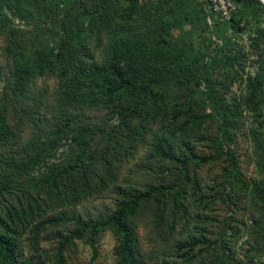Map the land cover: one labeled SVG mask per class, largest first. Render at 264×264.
I'll return each instance as SVG.
<instances>
[{
	"label": "rangeland",
	"instance_id": "rangeland-1",
	"mask_svg": "<svg viewBox=\"0 0 264 264\" xmlns=\"http://www.w3.org/2000/svg\"><path fill=\"white\" fill-rule=\"evenodd\" d=\"M0 0V234L32 264H264V3ZM164 190L158 193L159 189ZM218 254V255H219Z\"/></svg>",
	"mask_w": 264,
	"mask_h": 264
},
{
	"label": "trees",
	"instance_id": "trees-1",
	"mask_svg": "<svg viewBox=\"0 0 264 264\" xmlns=\"http://www.w3.org/2000/svg\"><path fill=\"white\" fill-rule=\"evenodd\" d=\"M259 1V0H258ZM158 193H163L164 190L158 188ZM153 191L147 193H140L136 195L129 204L121 205L117 208L112 216L108 219L88 221L78 229L77 234L83 236L86 232L89 233V238H93L94 234L107 225L114 227L117 233L122 235L121 243L119 246L120 255L126 264H139V249L135 237L134 228L129 224V214L136 211L146 198L153 196ZM219 254V253H218ZM216 254L215 264H220L223 261L222 254ZM0 264H32L30 262H19L16 258L15 241L12 237L6 234H0Z\"/></svg>",
	"mask_w": 264,
	"mask_h": 264
},
{
	"label": "built area",
	"instance_id": "built-area-1",
	"mask_svg": "<svg viewBox=\"0 0 264 264\" xmlns=\"http://www.w3.org/2000/svg\"><path fill=\"white\" fill-rule=\"evenodd\" d=\"M210 10L217 14L230 16L235 10V5L232 0H207Z\"/></svg>",
	"mask_w": 264,
	"mask_h": 264
},
{
	"label": "bare ground",
	"instance_id": "bare-ground-1",
	"mask_svg": "<svg viewBox=\"0 0 264 264\" xmlns=\"http://www.w3.org/2000/svg\"><path fill=\"white\" fill-rule=\"evenodd\" d=\"M262 2L264 3V0H262Z\"/></svg>",
	"mask_w": 264,
	"mask_h": 264
}]
</instances>
